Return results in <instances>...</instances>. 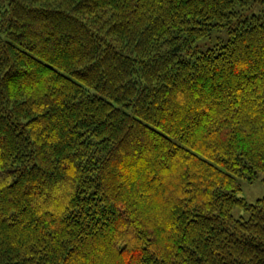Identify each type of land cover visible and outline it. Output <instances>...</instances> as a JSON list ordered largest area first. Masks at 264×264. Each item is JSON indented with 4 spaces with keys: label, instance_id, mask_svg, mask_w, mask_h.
Wrapping results in <instances>:
<instances>
[{
    "label": "trees",
    "instance_id": "trees-1",
    "mask_svg": "<svg viewBox=\"0 0 264 264\" xmlns=\"http://www.w3.org/2000/svg\"><path fill=\"white\" fill-rule=\"evenodd\" d=\"M257 3L0 0V264H264Z\"/></svg>",
    "mask_w": 264,
    "mask_h": 264
},
{
    "label": "rangeland",
    "instance_id": "rangeland-1",
    "mask_svg": "<svg viewBox=\"0 0 264 264\" xmlns=\"http://www.w3.org/2000/svg\"><path fill=\"white\" fill-rule=\"evenodd\" d=\"M242 15L243 17L260 15L264 19V3H257L250 6L248 9L243 10ZM225 36V28L214 29L210 38H201L198 40V44L201 48L206 49L213 46L221 37ZM239 182L241 184V190L238 192V195L245 197L249 203H254L257 199L264 196V171L259 172L256 178L252 180L239 178ZM56 200L58 201V199ZM233 214L235 217L249 218V212L242 207H234Z\"/></svg>",
    "mask_w": 264,
    "mask_h": 264
}]
</instances>
